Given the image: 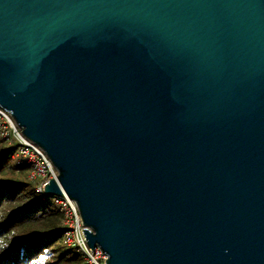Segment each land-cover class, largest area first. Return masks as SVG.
<instances>
[{
	"label": "water",
	"instance_id": "obj_1",
	"mask_svg": "<svg viewBox=\"0 0 264 264\" xmlns=\"http://www.w3.org/2000/svg\"><path fill=\"white\" fill-rule=\"evenodd\" d=\"M0 108L105 264H264V0H0Z\"/></svg>",
	"mask_w": 264,
	"mask_h": 264
},
{
	"label": "trees",
	"instance_id": "obj_2",
	"mask_svg": "<svg viewBox=\"0 0 264 264\" xmlns=\"http://www.w3.org/2000/svg\"><path fill=\"white\" fill-rule=\"evenodd\" d=\"M18 146L0 137V264H86L64 244L63 217L29 179Z\"/></svg>",
	"mask_w": 264,
	"mask_h": 264
},
{
	"label": "built area",
	"instance_id": "obj_3",
	"mask_svg": "<svg viewBox=\"0 0 264 264\" xmlns=\"http://www.w3.org/2000/svg\"><path fill=\"white\" fill-rule=\"evenodd\" d=\"M0 137L18 146L15 157L19 162L27 163L31 167L29 179L34 184L37 194L45 198H54L63 217L64 244L74 248L86 264H105L107 255L103 250L98 246L93 250L88 245L84 229L89 228L84 225L77 204L67 196H51L45 193V185L58 177L54 164L40 147L23 135L11 114L2 108H0Z\"/></svg>",
	"mask_w": 264,
	"mask_h": 264
}]
</instances>
